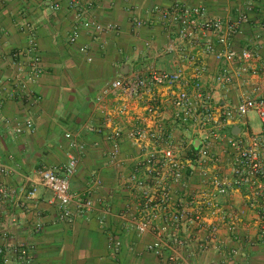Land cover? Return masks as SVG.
Returning <instances> with one entry per match:
<instances>
[{
  "label": "crops",
  "instance_id": "0c3cea01",
  "mask_svg": "<svg viewBox=\"0 0 264 264\" xmlns=\"http://www.w3.org/2000/svg\"><path fill=\"white\" fill-rule=\"evenodd\" d=\"M68 2L0 0V82L6 84L14 74V53H21L24 59L31 57L29 50L33 40L37 43L43 66L41 76L28 83L33 96L3 102L0 166L10 172L0 173V187L15 191L16 196L0 199V239L32 246L37 264H170L167 252L163 258H158L147 250L153 236L138 237L130 219L122 216L127 205L133 202L125 181L133 170L132 158L137 156L138 150L129 139H123L118 163L112 164L108 157L112 146L108 139L110 129L97 132L104 127L106 114L121 103L130 104L133 112L116 118V123L125 132L139 124L144 117L142 107L147 97L138 103L129 93L112 91L102 104L97 100L106 85L115 80L123 82L149 64L171 72L184 68L189 74L192 67L181 59L179 53L182 51L197 54L205 66L202 85L216 109L237 106L245 98H264V78L260 75L245 73L228 87L218 84L217 77L228 69H236L237 64L218 62L214 56L203 53V44L209 37H201L197 47L185 43L176 53H169V44L178 42L175 29L163 25L133 28L134 17L145 19L148 10L155 5L167 7L175 2L204 7L211 18L233 19L247 13L250 20L241 34L231 40L227 48L219 45L217 48L264 53V0H94L90 20L119 28L118 32L100 35L83 28L67 9ZM55 4L60 6L58 11L53 9ZM24 23H29L31 28L22 30ZM75 30L80 36L72 44L69 39ZM83 46L88 48L86 54L80 51ZM89 56L93 59L91 63ZM153 92L166 96L160 88ZM38 98L41 100L37 101ZM176 113L171 109L165 114L166 124L174 130L175 143L192 140L197 147L201 135L182 123ZM7 119L22 125L30 121L32 128L23 126L24 132L16 136L4 123ZM237 127L240 132L234 136L232 132ZM260 131L259 118L250 114L229 127L224 135L247 140ZM67 134L85 147L77 153L78 166L71 179V192L76 196H87L94 202V209L83 214L73 206L74 218L70 223L59 219V205L39 176L44 169L61 171L67 163L70 153ZM230 152L224 140L218 141L212 150L219 169L226 176H230ZM94 177L101 179V187L93 185ZM199 183L197 173L189 171L186 185L174 188L176 201L195 191ZM33 186L37 188L36 198L30 201L22 189ZM221 203L228 214L240 217L236 231L231 232L223 226L219 249L210 246L207 250L202 248L206 243V232L190 234V264H264V238L259 235L257 223L264 201H258L255 206L244 194L235 192L223 197ZM38 223L42 225L40 233L35 230ZM117 241L122 244L119 251H115ZM234 249L239 251L237 256L231 254Z\"/></svg>",
  "mask_w": 264,
  "mask_h": 264
},
{
  "label": "built area",
  "instance_id": "2783aa9c",
  "mask_svg": "<svg viewBox=\"0 0 264 264\" xmlns=\"http://www.w3.org/2000/svg\"><path fill=\"white\" fill-rule=\"evenodd\" d=\"M93 1L69 0L67 9L85 30L93 31L96 35L118 32L117 25H101L90 20ZM53 9L58 11L60 6L55 4ZM249 20L247 13L233 19L211 18L204 7L175 2L167 7L155 5L148 10L145 19L134 17L133 28L138 30L147 25H163L167 29H175L178 42L169 44V53H176L185 43L197 47L201 37H209L203 44V53L214 56L218 62L237 64L236 69H228L216 79L218 84L228 87L245 73L264 78V53L249 49L236 52L217 48V45L227 48L231 40L241 34ZM30 28L29 23L22 25L24 31ZM79 36L80 33L75 30L70 36V43H76ZM212 36L216 38L215 41ZM87 50L85 46L80 49L84 54ZM37 51V43L33 40L29 59L22 58L21 53L13 54L14 74L6 84L0 82V115L4 100L33 96L28 83L37 80L43 73L42 61ZM179 54L181 59L191 65L189 74L184 68L171 72L149 64L123 82L115 80L106 85L103 95L97 100L99 104L112 91L129 93L138 103L147 97L142 107L144 117L139 120V124L125 132L115 119L132 114L133 108L128 103H121L113 112L106 114L105 125L97 132L102 133L104 128L110 129L108 139L112 146L108 157L112 164L118 163L123 139H129L138 150L137 156L132 158L133 170L125 181L133 202L127 205L122 216L130 219L138 237L146 234L153 236V242L147 247L148 251L155 253L158 258H163L167 252L170 264H190V234L206 232V243L202 248L207 250L212 246L219 249L222 227L227 226L231 232L237 229L240 217L224 210L221 203L223 197L240 192L255 206L258 201H264V98H245L237 106L216 109L202 85L206 69L199 56L187 51ZM92 61L89 56L88 62ZM155 88L166 92V96L155 94ZM40 100L41 98L37 99ZM171 109L176 110V117L182 123L201 135L197 147L192 140L189 143H175L174 130L166 124L165 119V114ZM250 114L259 118L260 133L247 140L224 135L229 127ZM4 123L16 136L24 132V127L32 128L30 121L22 125L13 124L7 119ZM66 138L70 141L67 163L61 171L44 169L39 176L42 185L52 192L59 205V219L70 223L74 218L73 206L79 214H83L94 209V202L87 196H76L71 192V179L78 166L77 153L84 151L85 147L73 140L71 134H67ZM220 140H224L231 151L230 176L222 173L212 154L214 146ZM189 171L197 173L199 186L186 198L176 201L174 188L186 185ZM9 172L10 169L0 166V173L5 175ZM92 183L96 187L102 186L99 178L94 177ZM22 192L27 200L34 201L37 188H24ZM15 196V191L0 187V199H13ZM13 222H16V218H13ZM257 223L259 235L264 238V206L260 207ZM35 230L40 233L42 225L36 224ZM121 246V242L117 241L115 251H119ZM231 254L237 256L239 251L231 250ZM0 264H37L33 247L27 243H10L0 239Z\"/></svg>",
  "mask_w": 264,
  "mask_h": 264
},
{
  "label": "water",
  "instance_id": "95a60500",
  "mask_svg": "<svg viewBox=\"0 0 264 264\" xmlns=\"http://www.w3.org/2000/svg\"><path fill=\"white\" fill-rule=\"evenodd\" d=\"M239 132H240V128H235L234 130H233V132H232V134L234 135V136H238L239 135Z\"/></svg>",
  "mask_w": 264,
  "mask_h": 264
},
{
  "label": "rangeland",
  "instance_id": "374dc122",
  "mask_svg": "<svg viewBox=\"0 0 264 264\" xmlns=\"http://www.w3.org/2000/svg\"><path fill=\"white\" fill-rule=\"evenodd\" d=\"M253 116V115H252ZM241 129H242V131L244 130V128L243 127H241Z\"/></svg>",
  "mask_w": 264,
  "mask_h": 264
},
{
  "label": "trees",
  "instance_id": "16d2710c",
  "mask_svg": "<svg viewBox=\"0 0 264 264\" xmlns=\"http://www.w3.org/2000/svg\"><path fill=\"white\" fill-rule=\"evenodd\" d=\"M233 136V135H232Z\"/></svg>",
  "mask_w": 264,
  "mask_h": 264
}]
</instances>
